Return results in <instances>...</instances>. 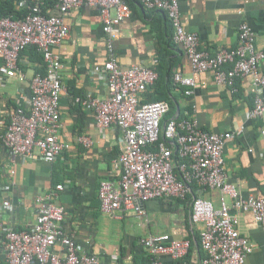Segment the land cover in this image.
<instances>
[{
	"label": "built area",
	"instance_id": "2783aa9c",
	"mask_svg": "<svg viewBox=\"0 0 264 264\" xmlns=\"http://www.w3.org/2000/svg\"><path fill=\"white\" fill-rule=\"evenodd\" d=\"M180 1L141 0L145 8L167 15L174 29V41L183 48L191 63L193 75L176 72L174 82L184 88L186 96H193L197 75L211 72L217 84L230 86H234L238 78L250 77L256 96L248 118L262 119L264 46L257 47L254 30L246 23L241 24L237 45L211 54L201 47L199 35L186 29ZM87 5L100 9L109 51L106 61L91 69L90 79L93 83H102L107 95L99 98L89 91L76 101L94 113L101 132L118 127L125 137L116 162L119 181L100 184L102 212L113 216L119 210H127L142 218L146 215L147 202L185 200L190 185L196 184L202 191H219L218 208L203 196L195 197L192 202L190 218L198 226L203 256L198 257V254L195 261L186 264H246L255 244L242 234L241 217L248 213L264 228V189L261 194L244 196L238 185L230 180L225 158L226 146L243 136L246 125L210 132L192 115L165 121L170 111L167 101L142 100L159 74L156 69L139 64L126 68L117 60L114 33L131 16V8L125 0H59L49 13L43 9V3L37 1L22 19L0 15V57L5 74L24 77L21 55L30 47L37 48L45 67V72L32 77L30 94L22 95L11 113L2 135L4 146L15 159L19 157L22 161L33 157L38 148L46 163L57 161L71 148L59 134L61 100L67 87L61 74L62 59L55 47L70 36L67 13ZM196 110L194 106V112ZM77 142L86 148L93 145L92 138L86 134L79 135ZM154 144L156 148H152ZM175 153L183 160L180 164L176 162ZM64 189L65 185L59 184L47 194L36 196V222L31 230H17L1 224L6 264H103L98 255L81 253L75 235L65 231L66 209L58 202L59 192ZM2 190L8 187L3 186ZM10 207L11 201L5 199L0 206V220L2 212ZM140 242L147 250L150 264H166L164 256L173 261L183 260L193 247L191 239L175 238L168 233L152 235ZM57 245L62 251L56 250Z\"/></svg>",
	"mask_w": 264,
	"mask_h": 264
},
{
	"label": "crops",
	"instance_id": "0c3cea01",
	"mask_svg": "<svg viewBox=\"0 0 264 264\" xmlns=\"http://www.w3.org/2000/svg\"><path fill=\"white\" fill-rule=\"evenodd\" d=\"M135 5L131 16L114 33V53L126 68L134 64L157 70L159 78L145 92L143 101L169 102L170 111L195 116L200 126L210 132L232 130L245 123L242 137L229 142L225 158L230 180L244 196L258 195L264 189V117L249 119L256 96L250 77L238 78L234 86L219 85L211 72L195 76L197 85L193 96H186L184 88L173 80L176 72L193 75L191 63L183 48L172 40L173 29L167 15L145 8L141 0H125ZM128 4V3H127ZM182 19L189 32L201 39V47L211 54L237 45L240 26L248 24L256 33V45L264 46V0H181ZM114 14V12H113ZM70 36L55 47L60 54L63 83L67 91L61 100V139L71 148L57 161L46 163L38 148L33 157L22 161L14 158L2 142L6 124L22 95L30 94V81L42 68L37 55L22 57L23 78L8 77L0 57V206L5 199L12 207L3 211L0 220V264H6L1 224L17 230H31L36 222L37 195L47 194L64 184L58 202L66 209L65 231L75 235L81 253L96 254L103 264H147L149 255L141 239L164 233L175 238L198 233L191 222L192 197L182 204L170 200H151L145 204L146 215L119 210L115 215L102 212L99 200L101 182L117 183L120 178L116 162L125 144L123 131L111 127L101 132L94 113L76 101L87 92L104 98L106 87L93 83L91 69L108 58L107 39L103 30L100 9L83 6L67 13ZM264 70V61L262 63ZM234 88L236 89L234 91ZM76 98V100H75ZM196 106V112H194ZM169 111V112H170ZM81 134L89 135L93 145L86 148L77 142ZM13 171H15L14 174ZM7 186L8 190H2ZM194 195L211 200L220 207L219 191H202ZM241 232L255 244L246 264H264V228L250 214L241 217ZM57 251H62L57 245ZM198 247L193 253L198 256ZM116 257V258H115ZM166 264H176L168 256Z\"/></svg>",
	"mask_w": 264,
	"mask_h": 264
},
{
	"label": "trees",
	"instance_id": "16d2710c",
	"mask_svg": "<svg viewBox=\"0 0 264 264\" xmlns=\"http://www.w3.org/2000/svg\"><path fill=\"white\" fill-rule=\"evenodd\" d=\"M37 1H41L43 3V9L45 10L46 13H49L54 9L55 5L57 4V2L59 0H0V15L1 16H11L14 19H22L30 12L29 7L32 6L33 4H35ZM127 3L131 9L132 8L134 9L135 5L133 3H131V2H127ZM151 11H155V10H151ZM170 25L173 29L171 22H170ZM173 35H174V29L172 32V40H173ZM25 55L31 57L32 60H33L32 55H37V57L39 56V58H41L42 68L39 69L37 73L45 72L43 57L37 51L36 47H30L27 50L23 51L21 57H24ZM22 63L23 62L21 61L20 62L21 68L23 67ZM161 97H163V96H161ZM161 97H159V99L157 98L156 100H160ZM75 100H76V98H75ZM177 116L179 118H181V117H183V114L178 115V114H176L175 110L173 109L167 114V116L165 117V121L171 117H177ZM160 139L162 140V138H160ZM156 147H157V144H154L152 148H156ZM175 154H176L175 155L176 162L178 164H180L183 160L178 156V153H175ZM196 187L199 188V186L196 184L190 185V193H189L188 197L193 196V199L191 200L192 202H193L194 198L197 197V195H194V190ZM188 197H187V199H188ZM187 199H185V201ZM170 201L174 202L177 205L182 204V202H184V200H180L177 198H172V199H170ZM191 209H192V204H191ZM190 217H191V213H190ZM184 238L191 239L193 242V244H192L193 247L185 259L180 260V261H174V262H176V264H186V263H190V262L195 261L197 258L195 257V255H193V253L196 251V247H198V252H197L199 254L198 257L203 256V250H202L199 234H197V232H194V234H191L190 237H184ZM148 260L149 261L147 262V264H150L151 263L150 257Z\"/></svg>",
	"mask_w": 264,
	"mask_h": 264
}]
</instances>
